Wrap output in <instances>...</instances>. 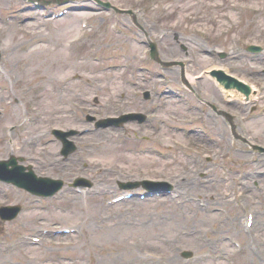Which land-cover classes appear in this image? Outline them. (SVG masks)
<instances>
[{"label":"rangeland","instance_id":"obj_1","mask_svg":"<svg viewBox=\"0 0 264 264\" xmlns=\"http://www.w3.org/2000/svg\"><path fill=\"white\" fill-rule=\"evenodd\" d=\"M42 1L51 2L35 10L26 0H0V159L9 153L24 155L35 160L37 175L65 183L85 177L93 187L77 192L65 186L56 197L36 201V209L1 226L0 235L7 238L30 229L39 230L40 238L36 245L20 244L13 252V246H1L0 264H264V0H108L136 14L141 8L144 13L137 18L147 19L148 29L135 27L127 13L97 10L92 0ZM59 10L66 12L58 16ZM113 19L129 23L128 35L110 27ZM83 22L95 28L84 33ZM144 31L165 66L148 57L144 43L137 44L138 38L145 40ZM32 36L38 46L25 54L19 44ZM249 44L258 45L259 51H247ZM212 70L254 88V97L225 96ZM185 72L198 77L190 82ZM136 78L148 89L153 85L169 91L174 85L180 91L169 96L171 102L190 105L178 117L182 121L171 131L174 137L165 139L159 125L143 131L133 125L127 131L132 138L123 130L85 132L73 136L77 149L66 162L61 161L59 143H44L46 137L56 138L54 129L88 128L85 113L100 118L118 107L120 113L149 108L150 102L130 98ZM25 118L30 120L27 127ZM28 138L36 143L29 145ZM96 141L101 146L88 147ZM143 156L157 162L142 163L145 158H138ZM99 158H117L119 163L106 172L97 166L102 164ZM144 179L172 183L177 196L111 202L123 193L119 182ZM224 187L234 199L224 201ZM6 191V202L17 199ZM197 195L202 197L198 201L186 200ZM203 214L210 221L199 222ZM246 214L252 215L251 224L244 223ZM192 225L200 228L197 234L180 233L181 227ZM41 229L51 232L41 234ZM60 229L73 232L56 233ZM209 239L214 241L206 245ZM205 247L215 252L204 254ZM139 248L147 249L144 263L130 259L140 254ZM186 251H199L198 257L187 262L182 257Z\"/></svg>","mask_w":264,"mask_h":264},{"label":"bare ground","instance_id":"obj_2","mask_svg":"<svg viewBox=\"0 0 264 264\" xmlns=\"http://www.w3.org/2000/svg\"><path fill=\"white\" fill-rule=\"evenodd\" d=\"M32 1L35 2V3H38L39 2L38 0H32ZM99 1H100V5H102L103 7L106 6V5H103V3H104V1H107V0H99ZM7 5H8V3H7ZM37 8H39V7H37ZM39 9H41V8H39ZM102 9H104V8H102ZM108 12L109 13L111 12V13L114 14V12L109 7H108ZM115 13H117V12H115ZM140 13H142V12L140 11L139 14ZM42 17H45V16H42ZM4 19H7V17L4 18ZM10 37L12 38V36H10ZM37 39L38 38L34 39V37L32 36V37H29V38L25 39L24 41L20 42V44H19L20 51L26 52L25 54H31L32 51L34 50V48H37V46H38V43H36ZM16 49H17V47H16ZM177 65H180V64H177ZM184 75H185V78L188 81H190V82L192 81V78L195 79V78L198 77V76L193 77V75L191 73H189V72H185ZM207 75L209 76V74H207ZM224 85H229V84L228 83H225V84H222V86H220V90L222 89L221 91H222V93L225 96H228V97L231 96V97H233L235 95L236 97L242 98L240 96V94H239L240 93L239 91L236 92L235 89H232L233 87L230 86V85H229V87H227L228 89H226L225 87H223ZM170 88H175V86L174 85H170ZM133 91H135V93L134 94H131V95L135 96L136 99H137L138 98V93H140V90H139V88L134 87ZM173 95H176L175 92L167 91L166 92V95H163V97H162V102L156 101V99H155L156 97L153 99V102L154 103H151V104L154 105L155 108H154V112L150 115L151 119L149 121L145 119L144 115L137 114L136 111L126 112L125 117L126 118L133 117V118L137 119V121L139 123H140L141 120L144 119L145 122L148 121L150 124L155 125V127H156V125L158 126V123L155 124L157 121L158 122H161V123H159L161 125V129L160 130L163 131L161 134H165V137L164 138L166 139L167 137L168 138L174 137L173 136L174 132H171V131H174L175 126H177L178 125L177 123L180 121V118H178V117H180V115L182 114L183 111H188V107H183V106L182 107H179V106H177L179 104L172 103L169 96H173ZM248 97H250L249 99H251L254 96L250 93V96H248ZM156 104H159V105L156 106ZM104 120H107V119H104ZM181 121H180V123H181ZM105 122H107V121H105ZM105 122H102V124H104ZM133 123H134V121H133ZM171 125H173L172 128L170 127ZM178 129H181V128H178ZM166 130H168V131H166ZM94 135H97V134H94ZM84 136H85V134H84ZM175 136H176V134H175ZM171 141L173 142L174 139H172ZM62 143L65 144V146H63V148H65L66 145H68V142L66 141V139H65V137L63 135H61V137H60V144L62 145ZM93 146H95V147L101 146V143L96 141L94 143V145H93V143H90L88 145V147H90V148H93ZM99 150H101L100 147H99ZM103 157L106 158L104 154H103ZM141 158H145V157L144 156L143 157H140V158H138V160L141 159ZM12 159L18 160L19 157L12 156L10 158H7L5 162L8 163L9 161H12ZM97 160H98V162L102 160V164L101 165H97V166L101 170L106 171V172L113 171L114 170L113 167L115 165H118V163H119L118 162L119 160L117 158L116 159L115 158H111V159L110 158H107V159H101V158H99ZM144 161H145V163H149V164L151 162H155V163L157 162L156 158H152V159L151 158L150 159L149 158L148 159L145 158L144 160H142V163H144ZM191 167L193 168V167H195V165L192 164ZM38 177H39V175L35 174L33 176V178H31L30 181L27 183L28 184V187H35V188L38 189L41 186H43L44 183L41 180H39ZM107 180H108V175H105V181H107ZM154 181L156 182V186L157 187H164L165 188L166 183L163 180L154 179ZM97 188L104 189V187H102L100 185H98ZM223 189H224V201H227V200L233 198L231 195L228 194V191H227V188L226 187H224ZM79 191H81V189ZM174 196L175 195H173L172 197H174ZM193 198L199 199V198H202V197L197 195V196H195ZM179 201L180 200H175L176 203L180 204L181 202H179ZM205 207H208L207 202L205 204ZM174 214H176V213H174ZM170 215H173V214H170ZM170 215H166L165 216V219L170 220L171 223H172L173 222V219H172V216H170ZM203 215L201 216L202 218L199 220V222L203 223L205 221H210V217L209 216H207V215H204L203 216ZM214 221H217V220H214ZM217 222H219V221H217ZM117 224H120V222H117ZM210 228H212L214 231H217L218 232V227L216 225L211 224ZM199 229H200L199 227H196V226L192 225V226H190L188 228L187 227H181L179 231L185 237H192V236H194L195 234L198 233ZM117 231L120 232V234L122 233V230L119 229V228L116 229V232ZM144 231H146V229H143L141 233H144ZM71 234L72 233H70L69 235H71ZM224 235H226V233ZM78 236H80L81 238H83L82 231H80V233L78 234ZM108 236H111V235L109 234ZM219 236H222V234H219ZM221 238L223 239V237H221ZM213 241H214L213 239H209V241L206 243V245H208L209 243H212ZM142 243H145V242H142ZM139 249H140V254L138 256L136 254L135 255H132V256H131V254H125V255L126 256H131L130 257L131 260H135L137 258V260H139L141 263H144L145 262L144 252L147 251V249H143V248H139ZM127 250L130 251L129 249H127ZM201 251H202V253H204V252H208V253L215 252L214 249H210L208 247H205ZM152 253H154V252H152ZM154 254H157V253H154ZM196 254H199V251H195L193 253V255H192V253L185 254V256L192 255L190 259H187V262L188 261H191L192 258H197L198 256ZM204 254H206V253H204ZM157 255L159 257H161L159 254H157ZM202 257H204V255H202ZM167 259H168V257H167ZM167 262H169V261H167ZM128 263H130V262H128Z\"/></svg>","mask_w":264,"mask_h":264}]
</instances>
